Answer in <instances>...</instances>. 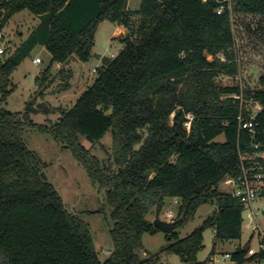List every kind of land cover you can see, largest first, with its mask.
Returning <instances> with one entry per match:
<instances>
[{"label": "trees", "instance_id": "1", "mask_svg": "<svg viewBox=\"0 0 264 264\" xmlns=\"http://www.w3.org/2000/svg\"><path fill=\"white\" fill-rule=\"evenodd\" d=\"M127 4L128 0H0V31L24 10L40 18L13 53L4 48L0 54V264H158L159 254L142 257L139 251L143 234L159 231L148 214L161 212L169 198L180 201L175 229L202 204L212 203L215 210L201 230L195 228L183 238L175 232L166 235L161 253L177 255L186 264H204L215 252L212 248L205 261L197 260L206 227L214 228L216 243L241 238L244 206L223 193L220 183L241 174L240 155L264 153V70L256 90L223 86L216 79L238 73L233 17L264 18V0H141L137 11H129ZM220 6L224 12L218 15ZM103 21L125 28L121 50L101 59L92 83L57 121L33 124L31 114L49 113L46 105L36 102L56 78L51 75L53 65L65 66L72 57L87 62ZM254 33L264 37L262 27ZM37 46L50 56L36 78L38 92L24 113L7 112L1 103L13 90L11 75ZM57 74L62 81L59 90H67L70 71L60 67ZM232 96L261 105L254 136L239 129L240 105ZM27 126L68 148L91 183L105 191L113 224L112 249L103 261L87 225L64 209L43 174L44 165L25 147L22 135ZM108 131L112 159L106 165L80 138L95 145ZM219 136L224 141H216ZM246 247L232 252L234 264L264 261V252L247 258Z\"/></svg>", "mask_w": 264, "mask_h": 264}, {"label": "rangeland", "instance_id": "2", "mask_svg": "<svg viewBox=\"0 0 264 264\" xmlns=\"http://www.w3.org/2000/svg\"><path fill=\"white\" fill-rule=\"evenodd\" d=\"M141 0H128V10L137 11ZM28 17V18H27ZM34 16L24 10L15 14L2 30L4 36V48H8L10 53L13 47L17 45L20 37L30 29V22ZM133 25L138 24L137 19H133ZM233 31L235 35V53L236 63L238 64V73L234 77L220 76L216 82L223 86H239L242 90L259 89L258 77L264 70V37L254 31L262 27L264 30V18L260 16H239L233 17ZM30 22V23H29ZM29 23V24H28ZM28 24V25H27ZM94 34V43L91 49V57L87 62L77 61L75 57L72 62L69 61L66 66L53 65L51 75L56 78L53 83L45 90L41 100L36 103H43L48 107L49 113H34L30 115L31 121L35 125H48L58 120L62 110L69 109L79 98L81 92L85 90L94 80L96 73L92 74V69L98 68L102 58H112L118 54L122 44L118 39H110L109 22L98 25ZM251 33V34H250ZM11 39V40H10ZM38 57L41 60L39 64H33L32 60ZM211 60V56L207 57ZM48 52L37 46L31 52V55L24 59L11 75L10 95L1 103V108L7 112L22 114L26 111L27 103L34 93L38 92L36 88V78L39 73L49 64ZM77 61V62H75ZM71 62V63H70ZM75 62V63H74ZM62 67L71 73L68 81L69 87L65 91H60L61 78L58 76V70ZM73 69L78 71V75L73 78ZM58 76V77H57ZM34 108H37L36 106ZM22 140L25 147L34 153L40 162L44 165L43 174L53 188L58 193L63 203L64 209L84 222L90 232L93 247L100 261H103L112 249V240L110 230L112 228L111 207L107 203L105 191L94 186L87 176L82 164L75 159L68 148L56 143L49 134L40 132L36 127L27 126L24 129ZM216 141H224L219 136ZM81 144L88 149L92 156H95L101 163L108 165L112 159L111 151V133L108 131L103 138L95 145L90 144L84 137L80 138ZM221 191H225L220 186ZM261 202L253 205L254 209H260ZM171 210L173 214L177 212V205L173 204V199L165 200L161 212L152 210L147 219L153 222L160 219L165 222H174L166 218L165 214ZM215 210L212 203L200 205L195 214L182 226L175 229V233L180 238L190 234L195 228L202 225ZM256 212L254 218H247V212L242 213V235L240 240L218 242L214 241V228L208 226L204 229L203 250L197 254V260L203 262L210 255L212 248L215 249V257L218 262L224 253H232L236 247L243 249L249 246L252 250L258 251L260 238L257 233L252 234L248 227V222L258 224L264 229V214ZM142 249L139 253L142 257H148L159 254L158 264H186L185 260L177 255L161 253L162 248L167 244L166 234L158 231L154 234L145 233L141 240ZM249 256H247L248 258ZM227 264H232L227 262ZM244 264H264V261L254 260L246 261Z\"/></svg>", "mask_w": 264, "mask_h": 264}, {"label": "built area", "instance_id": "3", "mask_svg": "<svg viewBox=\"0 0 264 264\" xmlns=\"http://www.w3.org/2000/svg\"><path fill=\"white\" fill-rule=\"evenodd\" d=\"M206 2L208 0H202ZM228 3L230 0H226ZM228 10L231 12V6L228 5ZM216 14L220 15L224 12V7L220 6L215 10ZM4 36L2 31H0V54L4 51ZM235 45V44H234ZM221 60L223 56H219ZM33 64L41 63V60L36 57L32 60ZM58 67L59 64H56ZM59 68V67H58ZM92 74L96 73V68L92 69ZM232 98L237 99L240 105V113L236 117L238 121V127L240 130L247 131L251 136L255 135V129L257 124L255 118L257 114L262 110L261 105L252 100L245 99L242 96H232ZM189 128V124L187 125ZM252 147L254 150L258 149V144L253 143ZM241 160V174L237 178H225L220 186L224 187L225 191H222L225 194H228L230 197L237 199L243 206L244 210L247 212V218L251 219L256 216V212L264 214V165L260 160H264V153H254L253 155H240ZM256 202H261L260 209H254L253 205ZM173 204L177 205V209L180 205V201L177 198H173ZM166 218L174 220L177 216L173 214L171 210H168L165 214ZM248 227L252 234L257 233L260 238V246L258 251L252 250L249 246L247 249V256L256 255L260 252H264V229L261 228L258 224L253 222H248ZM227 262L234 264L232 261V253L226 252L222 255L221 261L215 257V254L204 263V264H227Z\"/></svg>", "mask_w": 264, "mask_h": 264}, {"label": "crops", "instance_id": "4", "mask_svg": "<svg viewBox=\"0 0 264 264\" xmlns=\"http://www.w3.org/2000/svg\"><path fill=\"white\" fill-rule=\"evenodd\" d=\"M127 9H128V4H127ZM28 18V17H27ZM30 22L32 23L31 25H30V29L25 33V35H23L22 37H20L19 38V40L17 41V45L15 46V47H13V51L11 52V53H13L14 51H15V49H17L26 39H27V37L33 32V30L38 26V24L40 23V18L39 17H36V16H34V18L33 19H31L30 20ZM29 22V23H30ZM104 22H108V21H103V22H101L100 24H103ZM28 23V24H29ZM110 24H111V26H110V29H109V31H110V34H109V36H110V39H113V40H115V39H120L122 36H124L125 34H126V30H125V28L123 27V26H120V25H117V24H114V23H111V22H109ZM8 24V23H7ZM27 24V25H28ZM99 24V25H100ZM6 27V26H5ZM99 27V26H98ZM11 40V39H10ZM5 42V41H4ZM11 46H9L7 49H9ZM40 47H42V46H40ZM42 48H44V47H42ZM45 49V48H44ZM8 52V54H11L10 53V51H7ZM117 55V54H116ZM73 58V57H72ZM72 58L70 59V61L72 60ZM49 59H50V56H49ZM78 61V60H77ZM77 61H75V62H77ZM72 62V61H71ZM70 62V63H71ZM74 62V63H75ZM60 65V64H59ZM66 66V65H65ZM78 75V71H75L74 69H73V78H72V80L70 81V84H72L71 82L73 81V80H75V77ZM85 90H83L82 92H81V94L84 92ZM80 94V95H81ZM221 142V141H220ZM237 248V247H236ZM235 248V249H236Z\"/></svg>", "mask_w": 264, "mask_h": 264}, {"label": "water", "instance_id": "5", "mask_svg": "<svg viewBox=\"0 0 264 264\" xmlns=\"http://www.w3.org/2000/svg\"><path fill=\"white\" fill-rule=\"evenodd\" d=\"M202 189V187H198L197 188V193L200 192V190ZM152 224L158 228L160 231L164 232L166 235H169L171 234L172 232L175 231V223L174 222H165V221H162L160 219H155ZM201 226L198 227L199 230H201ZM248 247L245 248V251H247Z\"/></svg>", "mask_w": 264, "mask_h": 264}]
</instances>
